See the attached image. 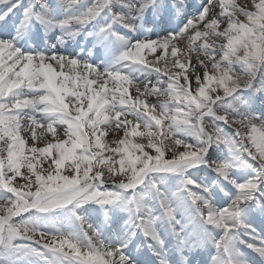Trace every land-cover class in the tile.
<instances>
[{"label": "snow or ice", "instance_id": "1", "mask_svg": "<svg viewBox=\"0 0 264 264\" xmlns=\"http://www.w3.org/2000/svg\"><path fill=\"white\" fill-rule=\"evenodd\" d=\"M0 264H264V0H0Z\"/></svg>", "mask_w": 264, "mask_h": 264}, {"label": "rangeland", "instance_id": "2", "mask_svg": "<svg viewBox=\"0 0 264 264\" xmlns=\"http://www.w3.org/2000/svg\"><path fill=\"white\" fill-rule=\"evenodd\" d=\"M137 139H139V138H137Z\"/></svg>", "mask_w": 264, "mask_h": 264}]
</instances>
